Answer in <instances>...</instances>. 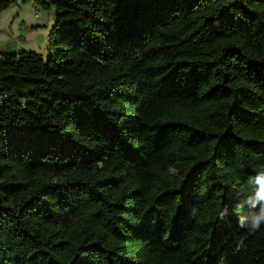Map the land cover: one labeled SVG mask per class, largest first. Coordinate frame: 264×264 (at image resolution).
Wrapping results in <instances>:
<instances>
[{
  "label": "trees",
  "instance_id": "trees-1",
  "mask_svg": "<svg viewBox=\"0 0 264 264\" xmlns=\"http://www.w3.org/2000/svg\"><path fill=\"white\" fill-rule=\"evenodd\" d=\"M27 3L55 22L45 57L0 50V264H264L236 208L264 168V0L0 14Z\"/></svg>",
  "mask_w": 264,
  "mask_h": 264
},
{
  "label": "rangeland",
  "instance_id": "rangeland-1",
  "mask_svg": "<svg viewBox=\"0 0 264 264\" xmlns=\"http://www.w3.org/2000/svg\"><path fill=\"white\" fill-rule=\"evenodd\" d=\"M38 15V17H35ZM47 19L43 21V19ZM47 24L45 27L32 32L21 25ZM53 10L44 9L32 3L12 5L0 14V50L6 51H31L45 57L47 55L48 34L53 26Z\"/></svg>",
  "mask_w": 264,
  "mask_h": 264
},
{
  "label": "clouds",
  "instance_id": "clouds-1",
  "mask_svg": "<svg viewBox=\"0 0 264 264\" xmlns=\"http://www.w3.org/2000/svg\"><path fill=\"white\" fill-rule=\"evenodd\" d=\"M250 194L236 205L242 210L238 216L240 227L257 231L264 225V168L257 169L254 175L248 178ZM227 215V209H222L220 216Z\"/></svg>",
  "mask_w": 264,
  "mask_h": 264
},
{
  "label": "crops",
  "instance_id": "crops-1",
  "mask_svg": "<svg viewBox=\"0 0 264 264\" xmlns=\"http://www.w3.org/2000/svg\"><path fill=\"white\" fill-rule=\"evenodd\" d=\"M32 4H33V3H32ZM50 10H51V9H50ZM35 17H36V16H35ZM46 20H47L46 18L43 19V21H46ZM21 25H22V27H23L24 29H26L27 31L32 32V31L39 30V29L45 27L47 24H45V23H39V24H37V23H35V24H27V23H25V22H22ZM31 27H32V28H31ZM0 31L2 32L1 29H0Z\"/></svg>",
  "mask_w": 264,
  "mask_h": 264
},
{
  "label": "built area",
  "instance_id": "built-area-1",
  "mask_svg": "<svg viewBox=\"0 0 264 264\" xmlns=\"http://www.w3.org/2000/svg\"><path fill=\"white\" fill-rule=\"evenodd\" d=\"M36 17H38V15H36Z\"/></svg>",
  "mask_w": 264,
  "mask_h": 264
}]
</instances>
